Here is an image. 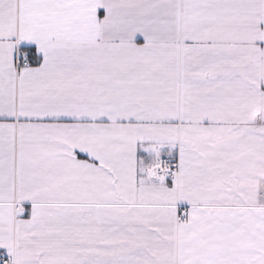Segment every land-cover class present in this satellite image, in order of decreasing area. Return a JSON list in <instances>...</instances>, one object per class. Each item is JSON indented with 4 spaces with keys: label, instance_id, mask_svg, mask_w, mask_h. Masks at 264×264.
<instances>
[{
    "label": "snow or ice",
    "instance_id": "6c2138e0",
    "mask_svg": "<svg viewBox=\"0 0 264 264\" xmlns=\"http://www.w3.org/2000/svg\"><path fill=\"white\" fill-rule=\"evenodd\" d=\"M0 264H264V0H0Z\"/></svg>",
    "mask_w": 264,
    "mask_h": 264
}]
</instances>
